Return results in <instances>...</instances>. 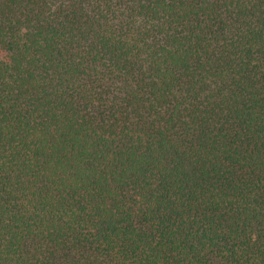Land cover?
<instances>
[{
    "label": "trees",
    "instance_id": "1",
    "mask_svg": "<svg viewBox=\"0 0 264 264\" xmlns=\"http://www.w3.org/2000/svg\"><path fill=\"white\" fill-rule=\"evenodd\" d=\"M0 264H264V0H0Z\"/></svg>",
    "mask_w": 264,
    "mask_h": 264
}]
</instances>
